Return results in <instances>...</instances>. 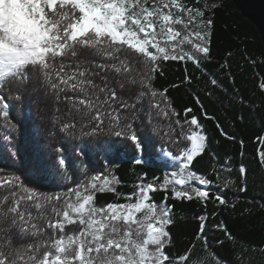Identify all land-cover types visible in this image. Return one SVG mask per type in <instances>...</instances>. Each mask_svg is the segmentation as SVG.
<instances>
[{"label":"snow or ice","instance_id":"snow-or-ice-1","mask_svg":"<svg viewBox=\"0 0 264 264\" xmlns=\"http://www.w3.org/2000/svg\"><path fill=\"white\" fill-rule=\"evenodd\" d=\"M227 8L0 0V264H264V99L242 87L264 37L248 48Z\"/></svg>","mask_w":264,"mask_h":264},{"label":"trees","instance_id":"trees-1","mask_svg":"<svg viewBox=\"0 0 264 264\" xmlns=\"http://www.w3.org/2000/svg\"><path fill=\"white\" fill-rule=\"evenodd\" d=\"M227 3H228V8L221 13V16L224 18V20L227 21L228 25L232 29H234L239 34L240 37H242L245 40V43L248 48L251 49L255 47L256 44L254 41L261 37L257 28L254 26V24H252L249 20L245 19L242 16V14L237 10L235 5L231 1L227 0ZM233 71H236L235 67L233 68ZM259 73H264V65L260 66L258 71L254 74V70L252 66L250 64H244L243 78L246 81V83L242 85L243 91L245 96H249L253 91H255V96L253 98L256 99L257 103H259L261 99H264V97L260 95L259 90L255 89V83ZM237 79L238 80L241 79L240 73L237 74ZM12 104L14 105V110L11 112L10 118L20 124L21 138L24 139L30 145V141L28 140V137L24 135V125H23L24 107L21 106L16 101H12ZM177 104L179 106V99L177 100ZM32 116L36 124L41 128V133L39 136V141L41 146L44 147L46 150L50 151L51 149L48 147V139L46 136V132L44 131L47 129L48 125L40 120L39 116L37 115L35 105H33ZM0 119H2V117H0ZM239 128L244 139L248 141L247 144L248 154L254 153L256 151V145L252 142V139L254 138V132H258L259 128L252 127L251 130H249V128H246L243 124H239ZM2 135H3V130H0V136ZM0 144H2V141H0ZM53 146H59L58 142H53ZM10 165H11V161L8 159L7 155H5L2 159H0V166L9 167ZM127 168H128L127 164H125L123 168H121V175L125 179H129V177L126 175ZM145 171L149 173V178H151L153 174L159 176L163 170L159 168L145 167ZM257 187H259V184H257ZM123 190L129 191L130 189L125 188ZM106 199L110 200L111 197H107ZM185 207L189 209L193 208L192 205H185ZM197 212H199L198 208H196L194 211H189L188 215L195 216ZM195 227H196L195 222L189 221L187 224L180 226L178 234L182 235L184 232L191 233L195 229ZM244 234L248 235L247 233Z\"/></svg>","mask_w":264,"mask_h":264},{"label":"water","instance_id":"water-1","mask_svg":"<svg viewBox=\"0 0 264 264\" xmlns=\"http://www.w3.org/2000/svg\"><path fill=\"white\" fill-rule=\"evenodd\" d=\"M242 16L257 28L264 37V0H229Z\"/></svg>","mask_w":264,"mask_h":264}]
</instances>
